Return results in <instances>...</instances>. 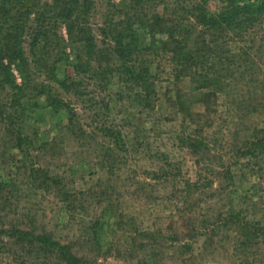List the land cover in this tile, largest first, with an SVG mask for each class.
Returning a JSON list of instances; mask_svg holds the SVG:
<instances>
[{"label":"rangeland","instance_id":"rangeland-1","mask_svg":"<svg viewBox=\"0 0 264 264\" xmlns=\"http://www.w3.org/2000/svg\"><path fill=\"white\" fill-rule=\"evenodd\" d=\"M106 11L96 0L100 40ZM255 17L229 44L239 61L211 100L191 79L169 81L164 61L153 109L131 84L98 77L68 97L74 130L44 98L35 108L33 93L23 105L34 144L18 149L0 120V264H67L35 249L39 234L80 264H264V146L247 155L248 143L264 140V9ZM144 57L157 72L158 59ZM16 228L30 237H12Z\"/></svg>","mask_w":264,"mask_h":264},{"label":"trees","instance_id":"trees-1","mask_svg":"<svg viewBox=\"0 0 264 264\" xmlns=\"http://www.w3.org/2000/svg\"><path fill=\"white\" fill-rule=\"evenodd\" d=\"M95 9L96 0H0V120L18 149L34 144L25 132L30 119L23 100L29 93L34 94L35 108L44 98L52 110L68 113V129L74 130L79 123L68 97H81L85 80L118 77L131 84L145 107L151 102L153 109L158 100L155 79H160V64L166 61L169 81L191 79L201 92L210 89L204 94L211 100L225 87L222 72L239 61L233 60L239 55L230 53L229 44L254 30L264 0H107L100 28L104 40L94 28ZM158 34L166 37L159 39ZM156 44L161 48L155 50ZM146 53L158 59L157 72L149 66ZM3 92L8 94L4 99ZM82 131L78 128L79 134ZM107 131L113 138L115 131ZM120 137L116 141L126 148ZM263 146L261 139L248 143L247 155ZM243 230L239 226V232ZM12 237L30 234L16 228ZM32 244L39 251L62 253L67 264L82 262L68 245L46 234L35 235Z\"/></svg>","mask_w":264,"mask_h":264}]
</instances>
